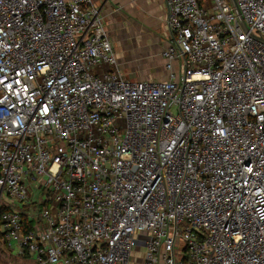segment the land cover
I'll return each mask as SVG.
<instances>
[{"label": "built area", "instance_id": "2783aa9c", "mask_svg": "<svg viewBox=\"0 0 264 264\" xmlns=\"http://www.w3.org/2000/svg\"><path fill=\"white\" fill-rule=\"evenodd\" d=\"M236 2L246 30L231 0H166L167 77L133 80L96 0H0L4 248L264 264V0Z\"/></svg>", "mask_w": 264, "mask_h": 264}, {"label": "crops", "instance_id": "0c3cea01", "mask_svg": "<svg viewBox=\"0 0 264 264\" xmlns=\"http://www.w3.org/2000/svg\"><path fill=\"white\" fill-rule=\"evenodd\" d=\"M96 3L102 9L106 27L112 20L117 22L125 37V46L134 48L136 56H141L146 65H150L153 59L157 58L161 68L151 70H157V73L163 77L159 79L166 78L168 73L161 56V51L168 41L166 0H96ZM116 52L119 62L121 56L125 60L136 57L131 54L125 57L124 52ZM121 69L126 76H129L128 68H125L127 71L122 67ZM130 70L132 71V68ZM146 70L148 72L150 69Z\"/></svg>", "mask_w": 264, "mask_h": 264}, {"label": "rangeland", "instance_id": "374dc122", "mask_svg": "<svg viewBox=\"0 0 264 264\" xmlns=\"http://www.w3.org/2000/svg\"><path fill=\"white\" fill-rule=\"evenodd\" d=\"M107 28L109 35L114 42V45L116 46V51L124 52V56H130L135 54V49L131 47L125 46V37L122 35V30L118 26L117 22H114L113 20L108 24ZM134 52V53H133ZM120 65L123 69L128 68L129 72V78L135 80L139 78H151V79H159L163 78L157 73V70H151L152 68H161V64L157 60V58L153 59V62L150 65L144 64V59L141 56L132 57L131 60H125L123 56H121ZM151 67V68H150ZM132 68V71L130 70ZM150 69L148 72L146 69ZM125 69V70H126ZM127 71V70H126ZM127 73V72H126ZM39 207H37L34 212L38 213ZM18 250L16 247L11 244V246H6L4 248L0 243V264H34L35 259L33 257H27V256H19L17 255ZM133 264H143V250L134 252L133 256Z\"/></svg>", "mask_w": 264, "mask_h": 264}, {"label": "water", "instance_id": "95a60500", "mask_svg": "<svg viewBox=\"0 0 264 264\" xmlns=\"http://www.w3.org/2000/svg\"><path fill=\"white\" fill-rule=\"evenodd\" d=\"M231 3H232V5H233L234 11H235L236 14L239 16V19H240V21H241V24H242L243 28L246 30V29H247V26H246V24H245V22H244V20H243V17H242V15H241V12H240V9H239V7H238V4H237L236 0H231Z\"/></svg>", "mask_w": 264, "mask_h": 264}]
</instances>
